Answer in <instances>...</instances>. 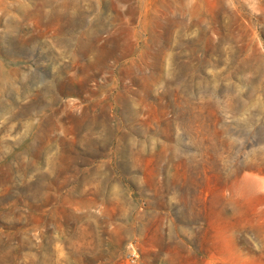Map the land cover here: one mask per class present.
<instances>
[{"label":"rangeland","instance_id":"rangeland-1","mask_svg":"<svg viewBox=\"0 0 264 264\" xmlns=\"http://www.w3.org/2000/svg\"><path fill=\"white\" fill-rule=\"evenodd\" d=\"M128 2L102 0L99 13L81 5L73 19L54 0H0V119L41 121L16 144L0 142V264L21 258L28 264L31 252L38 264H225L229 257L248 264L241 251L259 258L239 218L264 193L256 166L245 167L246 159L264 154V120L248 105L233 113L229 136L243 144L221 168L211 147L218 114L193 104L227 91L209 86L210 77L201 83L212 56L223 59L219 46L190 42L205 52L200 72L193 77L182 65L173 90L156 95L163 54L187 20L171 18L165 7L151 18L144 61L126 65L135 45L125 19L131 16L135 26L136 9L152 7L134 0L125 13L120 8ZM180 2L185 11L194 7ZM208 7L223 43L231 28L227 8L223 0ZM258 19L264 39V17ZM57 142L62 154L49 147ZM102 176V191H85ZM233 226L235 243L226 245ZM29 239L40 244L32 248Z\"/></svg>","mask_w":264,"mask_h":264},{"label":"clouds","instance_id":"clouds-1","mask_svg":"<svg viewBox=\"0 0 264 264\" xmlns=\"http://www.w3.org/2000/svg\"><path fill=\"white\" fill-rule=\"evenodd\" d=\"M49 2L52 3L53 0H49ZM147 2L152 6L151 11L146 12L144 7L136 9L135 26H132L131 16L125 19V24L130 27L132 33L131 41L135 45L134 55L124 61L126 65H135L137 61H144L146 56L144 46L148 43L151 18L161 15L165 11V7L168 8V15L171 18L179 16L180 19L187 20L186 25L175 29L172 46L163 54L164 79L159 84L153 85L156 89V95L173 90L170 84L177 77L183 75L184 68L182 65L188 66V74L193 77L200 72L197 61L204 60L205 52L190 46V42H195L201 47L206 46L209 42L213 46H219L223 59L221 60L220 56H212L207 65L203 67L204 75L201 77V83L205 82V77H210L211 79L207 81L209 86L218 92L221 84H223L227 91H225L223 98L201 96L198 100L193 101V104L199 105L200 112H204L211 105L214 113L218 114L219 118L211 137V147L215 150L217 160L223 168L226 161L238 158V150L243 144L242 140L235 141L229 136L227 125L232 123L233 113H238L241 105H248L252 112L258 114L255 117L258 121L264 120V39L261 38V25L258 19L264 17V0H254L255 6H252L253 0H223L227 8V12L224 13V20L231 26L223 43H221V35L213 30L210 22L211 13L208 6H215L216 0H190L194 7H188L187 11L181 7L180 0H147ZM101 3L102 0H54L55 5H61L59 13L61 15L67 13L73 19L76 18L81 5L90 13L93 11L92 6L95 5V11L99 13ZM130 7H134V0H129L128 3L123 4L120 10L127 13ZM52 12V7L45 9L46 16H51ZM94 18V16L91 17V19ZM57 51L62 52L61 49H57ZM113 84L115 85L112 87L113 90L118 88L119 81L116 77H113ZM93 87L95 88V84ZM233 88L236 89L235 92L231 91ZM249 89L252 91L249 92ZM176 91L179 90L176 89ZM181 95L183 96V94ZM245 96H249L250 99L245 100ZM105 99H107V95ZM82 114L83 107L77 115ZM40 123V119L37 118L21 125L18 120L13 119L11 114L6 115L0 119V131L3 132V135H0V142L11 141L16 144L23 138H27L32 129L39 126ZM5 126H7L6 130ZM18 127L21 129L19 132H17ZM59 135L72 139V137L67 136L65 131H60ZM49 147L62 154L59 142L54 145L50 143ZM11 151L12 149H9L10 153ZM261 152L264 153V149ZM25 162H27V158H25ZM105 162L109 163V161ZM248 165H255L258 169L256 175L264 178V154L259 155L256 159H246L245 167L247 168ZM43 171L53 176L48 167H45ZM248 174L250 173L245 171L242 175ZM102 177L103 179L96 178L94 183L85 188V191H102L103 181L106 179V177ZM260 197L258 201L248 204L239 218L240 226L249 229L243 239L251 245L255 253H259V258H256L246 256L241 251L240 256L247 260L248 264H264V214L260 212V210H264V193H260ZM92 223L99 227L97 220H93ZM234 232L235 226L225 233L224 242L226 245L235 243ZM185 234L190 239L194 236L192 233ZM24 241L32 248H36L40 244L38 240L34 243L30 239ZM180 242L183 243L182 240ZM12 251L14 248H10L8 254H11ZM193 251L189 246V255ZM31 254L28 264H38L39 257L35 252H31ZM18 264H25L24 259H19ZM225 264H237V262L229 257L225 259Z\"/></svg>","mask_w":264,"mask_h":264}]
</instances>
